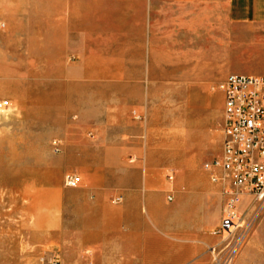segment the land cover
Returning a JSON list of instances; mask_svg holds the SVG:
<instances>
[{"label": "rangeland", "instance_id": "rangeland-1", "mask_svg": "<svg viewBox=\"0 0 264 264\" xmlns=\"http://www.w3.org/2000/svg\"><path fill=\"white\" fill-rule=\"evenodd\" d=\"M230 15L224 0H0V264H90L122 205L215 220L221 86L264 75V27ZM245 210L237 254L218 237L212 264H264V201Z\"/></svg>", "mask_w": 264, "mask_h": 264}, {"label": "crops", "instance_id": "crops-1", "mask_svg": "<svg viewBox=\"0 0 264 264\" xmlns=\"http://www.w3.org/2000/svg\"><path fill=\"white\" fill-rule=\"evenodd\" d=\"M224 1L229 3L230 16L236 23L264 27V0ZM206 196L218 200L213 221L206 204L201 208L188 205L186 210H180L178 204L160 201V214L156 215L147 214L150 201L139 204L143 210H135L131 215L125 213V205L116 208L119 214L113 208L114 213L107 215L106 238L99 237L105 240L98 239L96 246H92L90 264H212L209 248L219 240L212 232L220 222L223 201L214 184L207 189Z\"/></svg>", "mask_w": 264, "mask_h": 264}, {"label": "built area", "instance_id": "built-area-1", "mask_svg": "<svg viewBox=\"0 0 264 264\" xmlns=\"http://www.w3.org/2000/svg\"><path fill=\"white\" fill-rule=\"evenodd\" d=\"M221 89L222 148L204 169L222 197L221 220L212 233L221 238L226 261L230 262L248 235L249 227L244 224L246 206L252 200L264 201V75L233 73ZM7 105V100H0V107ZM166 176L173 179L172 173ZM66 183L75 186L77 180L68 176ZM211 250L217 249L214 246Z\"/></svg>", "mask_w": 264, "mask_h": 264}]
</instances>
